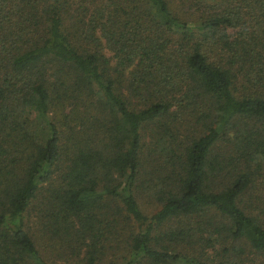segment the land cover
I'll list each match as a JSON object with an SVG mask.
<instances>
[{
    "label": "trees",
    "instance_id": "trees-1",
    "mask_svg": "<svg viewBox=\"0 0 264 264\" xmlns=\"http://www.w3.org/2000/svg\"><path fill=\"white\" fill-rule=\"evenodd\" d=\"M55 253L264 264V0H0V264Z\"/></svg>",
    "mask_w": 264,
    "mask_h": 264
},
{
    "label": "rangeland",
    "instance_id": "rangeland-1",
    "mask_svg": "<svg viewBox=\"0 0 264 264\" xmlns=\"http://www.w3.org/2000/svg\"><path fill=\"white\" fill-rule=\"evenodd\" d=\"M41 127V126H40ZM39 127V128H40ZM141 208L145 211V212H152L155 210L156 206H154L151 203L145 202V200L143 201V203L140 204ZM35 212H31V214L29 216H31V218L29 219V224L33 225L36 222V217L34 216ZM51 260H54L55 264H61L60 262L65 259V257H62L61 259H58L57 257V253H55L53 255L52 258H50Z\"/></svg>",
    "mask_w": 264,
    "mask_h": 264
}]
</instances>
